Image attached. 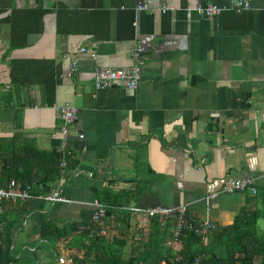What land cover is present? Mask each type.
Returning a JSON list of instances; mask_svg holds the SVG:
<instances>
[{
    "label": "crops",
    "instance_id": "0c3cea01",
    "mask_svg": "<svg viewBox=\"0 0 264 264\" xmlns=\"http://www.w3.org/2000/svg\"><path fill=\"white\" fill-rule=\"evenodd\" d=\"M209 3L222 11H197ZM102 68H138L140 80L97 90ZM65 105L78 112L62 147ZM13 139L59 154L48 191L37 181L0 186L29 192L0 201V230L13 226L11 249L31 264L49 255L73 264L90 237L120 235L128 255L154 220L160 231L173 223L170 246L180 206L193 226H228L262 208L264 0L242 12L229 0H0V140ZM244 177L249 188L222 191ZM57 185L63 201L53 203L46 196ZM94 203L105 208L98 222ZM165 208L175 211L154 213ZM171 249L180 257V242Z\"/></svg>",
    "mask_w": 264,
    "mask_h": 264
},
{
    "label": "trees",
    "instance_id": "16d2710c",
    "mask_svg": "<svg viewBox=\"0 0 264 264\" xmlns=\"http://www.w3.org/2000/svg\"><path fill=\"white\" fill-rule=\"evenodd\" d=\"M14 140H0L4 141L0 144V186L10 180L14 183L37 181L48 191L58 175L59 154L39 151L29 142L16 144ZM111 212L108 210V214ZM22 219V214L18 213V220ZM261 219H264V203L262 208L253 211L241 210L231 225H213L204 235L206 242L192 228H185L178 237L181 257L178 262L174 260L173 247L166 244L167 236L173 234V223L160 231L159 222L154 220L150 221L146 239L134 248V252L124 254L126 241L120 235L110 240L104 236L90 237L88 243H80L83 253L74 258L73 264H162L163 260L164 264H193L198 255L201 258L199 264H264V228L258 226ZM12 227L9 225L0 230V264H31L17 257L15 248L11 249ZM53 233L50 230L39 235L41 239H48ZM74 244L71 241L70 245Z\"/></svg>",
    "mask_w": 264,
    "mask_h": 264
},
{
    "label": "built area",
    "instance_id": "2783aa9c",
    "mask_svg": "<svg viewBox=\"0 0 264 264\" xmlns=\"http://www.w3.org/2000/svg\"><path fill=\"white\" fill-rule=\"evenodd\" d=\"M254 0H229L230 8L236 12H242L250 9L251 3ZM145 9L146 6H139V9ZM198 12L205 14V16H213L217 15L222 11L219 7L214 4L209 3L205 7H198ZM81 52L89 54L93 59L96 57L95 53L82 48ZM76 70V64L73 62L71 65V69L69 75H71ZM140 80L139 70L138 68L127 70V69H109L102 68L98 69L95 73V85L97 90L107 89V88H122L133 90L138 85ZM77 109L73 106L65 105L59 109V119L62 121L60 126V135L62 136V147L67 145L68 138V128L77 118ZM82 135H80L81 137ZM70 152V151H68ZM67 153V152H66ZM66 162L62 161L61 166H65ZM64 168L62 167V170ZM252 183V179L249 177H244L238 180H228L222 187V191L225 193H232L234 191H244L246 188ZM252 192H255L254 188H250ZM61 186L57 185L54 189L51 190V193L47 194L46 199L50 202H59L63 201L61 198ZM29 197V192L24 190V188L16 187L13 183H10L7 188L0 187V201H24ZM95 213L93 214V221L98 222L105 215L104 206L99 203H94ZM175 209L165 208L160 209L154 213L169 215L173 213ZM178 218L176 223V232H175V242H171L170 245L175 247V245L179 244L178 237L183 229L189 228L194 230V232L199 236H204L208 229H211L213 225L211 223H204L200 226H193L191 223H188L184 216L186 214L185 206H180L178 209ZM154 213H151L154 214ZM180 257H176L175 260H179ZM60 262H63L62 259ZM198 264V260H196ZM164 264V263H162Z\"/></svg>",
    "mask_w": 264,
    "mask_h": 264
},
{
    "label": "rangeland",
    "instance_id": "374dc122",
    "mask_svg": "<svg viewBox=\"0 0 264 264\" xmlns=\"http://www.w3.org/2000/svg\"><path fill=\"white\" fill-rule=\"evenodd\" d=\"M258 226H259L260 228H264V219H261V220L258 221ZM50 244L53 245L52 242H50ZM44 246H45V247L47 248V250H48L47 243L44 242ZM45 257H46V254H45V255L43 256V258H42L43 261H44ZM46 260H47L48 264H52V263H54V257H53L52 255L47 256ZM46 260H45V261H46ZM43 261H42V262H43ZM42 262H41V263H42Z\"/></svg>",
    "mask_w": 264,
    "mask_h": 264
}]
</instances>
